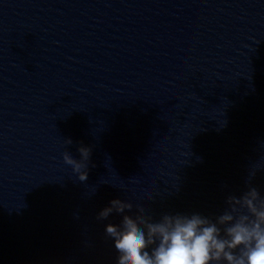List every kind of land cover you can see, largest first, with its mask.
<instances>
[{"label": "clouds", "instance_id": "clouds-1", "mask_svg": "<svg viewBox=\"0 0 264 264\" xmlns=\"http://www.w3.org/2000/svg\"><path fill=\"white\" fill-rule=\"evenodd\" d=\"M66 145L73 143L65 138ZM81 158L65 151L64 161L77 172L80 181L88 177L90 146H80ZM255 172L248 178V190L239 198H227L228 210L215 219L198 213L164 214L154 219L143 207L124 214L119 224H107L105 234L114 242L116 264H264V197L253 186ZM133 204L113 199L97 218L107 219L131 211Z\"/></svg>", "mask_w": 264, "mask_h": 264}]
</instances>
